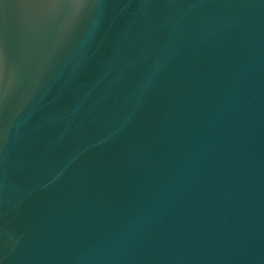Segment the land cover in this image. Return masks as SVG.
<instances>
[{
	"label": "water",
	"instance_id": "obj_1",
	"mask_svg": "<svg viewBox=\"0 0 264 264\" xmlns=\"http://www.w3.org/2000/svg\"><path fill=\"white\" fill-rule=\"evenodd\" d=\"M0 264H264V0H51L10 27Z\"/></svg>",
	"mask_w": 264,
	"mask_h": 264
},
{
	"label": "snow or ice",
	"instance_id": "obj_2",
	"mask_svg": "<svg viewBox=\"0 0 264 264\" xmlns=\"http://www.w3.org/2000/svg\"><path fill=\"white\" fill-rule=\"evenodd\" d=\"M51 0H18L20 13L16 17L0 15V65L6 62L7 41L10 27L19 29L21 24L50 5Z\"/></svg>",
	"mask_w": 264,
	"mask_h": 264
}]
</instances>
